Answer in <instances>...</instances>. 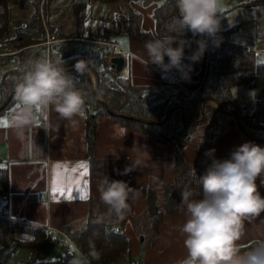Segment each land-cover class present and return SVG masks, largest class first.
Segmentation results:
<instances>
[{"label":"crops","instance_id":"1","mask_svg":"<svg viewBox=\"0 0 264 264\" xmlns=\"http://www.w3.org/2000/svg\"><path fill=\"white\" fill-rule=\"evenodd\" d=\"M244 1L241 0L234 5L236 3L234 1L220 0L221 31L236 26L227 39L257 57L264 58V7L243 6ZM129 6L141 14L142 30L153 32L154 5L144 6L136 1ZM236 6L247 9L245 12H251L248 17L251 20L248 22V35L252 36V40L260 42L262 49H255L247 42L250 39L243 38L242 35L236 37L237 41L231 40L233 33H243L239 31L241 24L239 22L232 24L230 22L232 20L229 19ZM118 7L116 5L117 12ZM51 39L52 37L47 38L46 50ZM0 48L1 53L9 51L8 46ZM192 50H194L192 44L191 49L186 47L185 56L191 55ZM111 56L125 58V67L119 76L130 79L133 86L141 91H153L152 93L171 97L170 104L178 103V98L187 92L179 81V78L182 79L179 72L177 75L173 71L163 73L157 66L148 65L144 46L125 36L117 38L112 53L105 57ZM184 63L190 62L185 60ZM192 68L190 80H182H195L199 70L198 64L192 65ZM153 101V98H149V103ZM210 103L213 102L208 101L205 106H212ZM179 106L181 105L178 104L176 107ZM241 106L245 108L244 105ZM17 112L18 106L13 103L0 113V167L5 168L8 175L10 218L24 225L37 227L49 235L52 231L64 233L67 229L79 230L90 219L110 224L114 228L118 227L129 237L131 246L129 260L123 257L116 264H176V261L185 257L183 237L178 231L185 220L182 211L164 214L154 243L149 244L146 239L150 229L143 190H153L157 205L161 208L163 187L171 185L174 180V157L166 144L153 142L149 134L121 127L103 117L96 129L93 158L103 161L104 166L100 174L92 175L86 142L85 116L77 117L70 123L60 119L58 114L49 109L46 113H36L34 122L24 125L19 120ZM165 116L166 114L163 117ZM222 121L226 124L224 130L211 142H207L204 130ZM198 125V129L191 135V140L195 144L181 148V154L191 170L196 168L202 155L199 147L215 149L214 154L224 160L243 143L253 142L241 133L235 119L231 117L221 119L212 116ZM134 146L141 150L133 149ZM144 151L147 154H142ZM137 160L140 163L131 172L125 173V169L130 167L131 163L135 164ZM80 165L84 167L80 168ZM106 176L112 180H123L135 190L128 201L130 209L122 219L109 215L107 206L100 200L98 187ZM260 179H257L258 190L264 196V186L260 185ZM139 225L141 226L138 229ZM246 228V235L240 241L242 247L253 244L257 239H264L262 234L264 215L255 218L251 223H246ZM16 237L20 240L30 238L28 234H17ZM72 245L74 252L81 256L79 250L73 243ZM133 256L138 262L131 263Z\"/></svg>","mask_w":264,"mask_h":264},{"label":"trees","instance_id":"2","mask_svg":"<svg viewBox=\"0 0 264 264\" xmlns=\"http://www.w3.org/2000/svg\"><path fill=\"white\" fill-rule=\"evenodd\" d=\"M17 1L0 0V42L2 46L7 45L9 50L0 55V106L13 91L14 78L22 74L27 60L40 57L55 59L61 56L65 61V67L73 66L68 71L76 76L77 86L84 92L85 132L92 175L100 174L104 166L103 161H97L93 158L96 129L103 117L119 124L121 127L147 133L153 142L166 144L174 157V180L171 185L163 187L161 208L157 205L155 192L150 189L143 190L146 199V214L149 220V244L154 243L163 215L175 214L180 211L178 204L180 203L182 189L190 185L193 190L200 191L196 185L195 174L197 176L202 175L211 163V159L205 156V152L209 149L199 147L202 155L198 159L194 174L182 156L181 148L195 144L191 140V135L198 129L199 125L188 126L183 124L177 111L166 121L157 125L139 123L123 116L157 122L165 113L180 104L184 109L187 121L193 122L198 119L200 101L206 97H211L222 108H229L237 113L244 129L259 141L264 142L263 99L258 98L255 107L251 111H247L238 103L232 93L233 88L239 86H247L254 91L264 92V64L256 65L251 74H234L231 72V67L234 65L235 57L241 50V46L231 43L227 36L232 33L233 29L237 28L236 26L218 33L221 41L219 47L209 41L207 51L202 60L197 63L199 70L196 73L195 80L184 81L178 77L187 92L178 98V103L170 104L171 97L156 92L152 93L153 91H141L134 87L130 79L120 77L118 72L105 65L104 57L112 53L117 38L121 36H125L142 46L149 39L165 35L175 36L177 39L182 38L180 15L175 6V0H87L89 3H115L119 6V11L115 15V19L111 21L110 26L103 27L102 30L93 33L91 30L85 31L89 19L85 3L71 4L74 28L71 32L65 33L63 24L53 25L49 22L48 7L52 0H40L35 5V11L26 25L22 28L18 27L19 30L16 31L15 37L6 40L8 35V6ZM41 1H44L41 6L42 17L39 11ZM136 1L144 6L154 5L152 10L153 32L142 30L141 14L129 6L130 3ZM242 5L264 7V0H250ZM170 28L175 30L170 31ZM48 37H52V39L48 45V50H46ZM183 38L193 41L192 45L195 50L197 48L195 40L202 37L199 35L193 37L190 31H186ZM79 61L86 62V65L98 74V95L113 114H108L96 98L90 75L85 71L82 75L75 71V64ZM165 61L167 62V58H165ZM205 67L207 68L206 73L204 72ZM173 72L177 75L176 70H173ZM149 98H153L154 101L149 103ZM13 103H15V97L7 108ZM212 116L221 119L231 117L218 113L215 108L205 106V120ZM225 127L226 124L222 121L216 126L206 128L204 130L205 140L211 142ZM214 156L216 159L222 160L215 154ZM7 190V170L0 167V191L8 192ZM196 198H199V196ZM64 232L91 264H116L120 258L129 257L131 240L118 227L114 228L110 224L90 219L83 228L74 231L67 229ZM17 234H28L30 238L20 240L16 237ZM51 240L52 237L49 234L44 233L37 227L0 218V243L15 244L32 253L41 243ZM251 245L242 247V249L247 250ZM93 247L99 254V259H95L89 254ZM20 264L41 263L29 259Z\"/></svg>","mask_w":264,"mask_h":264},{"label":"clouds","instance_id":"3","mask_svg":"<svg viewBox=\"0 0 264 264\" xmlns=\"http://www.w3.org/2000/svg\"><path fill=\"white\" fill-rule=\"evenodd\" d=\"M175 6L180 15L182 38L165 35L147 40L144 44L146 63L157 66L163 73L176 70L182 79L190 80L192 65L202 60L209 41L216 47L221 42L218 37L222 20L220 0H175ZM186 31L193 37H202L195 40L197 48L188 56H185V48L191 49L193 41L183 38ZM185 60L190 63L185 64ZM85 69L86 62L75 64L78 74L82 75ZM14 80L17 116L24 125L33 123L36 113H46L49 109L70 123L84 116V92L77 86L76 76L66 69L61 56L27 60L22 74ZM133 149L141 150L135 146ZM214 153L215 149L205 152L211 163L202 175L197 176L193 169L200 191L188 185L180 192L178 208L185 220L178 231L183 237L186 255L176 264H264V239H257L247 250L240 244L247 232L246 223L264 215V196L257 185V179L261 178L260 185L264 186V147L245 142L224 160L216 159ZM139 163V160L131 163L125 173ZM98 191L109 215L121 219L129 211L128 201L135 192L125 181L107 176L100 181ZM89 254L99 259L94 247ZM70 264L89 262L81 255Z\"/></svg>","mask_w":264,"mask_h":264},{"label":"rangeland","instance_id":"4","mask_svg":"<svg viewBox=\"0 0 264 264\" xmlns=\"http://www.w3.org/2000/svg\"><path fill=\"white\" fill-rule=\"evenodd\" d=\"M39 1L40 0H18L15 3L9 4L8 35L6 36V40L15 37L16 31L19 30L18 27L22 28L23 26L26 25L32 13L35 11V5L38 4ZM226 1L236 2L234 3V5H236L237 2H241V0H226ZM245 1L248 2L249 0H245ZM72 3L86 4V12L89 18L88 23L90 29L88 27V23L86 24V27H87V31L91 30L92 33L95 32L96 30H102L103 27H109L111 21L115 19V15L117 12L115 11L117 5L115 3L112 4H102L99 2L89 3L87 0H52V3H50V6L48 7L49 22L53 25L63 24L65 26V31H64L65 33H68L74 28L73 15L71 12ZM42 4H44V1L43 2L41 1L39 4V11L41 17H42V13H41ZM245 11H247V9H242L236 6L229 16V19L232 20L230 21L232 24H235V22H239L241 24L239 31L243 32L242 34L233 33L231 35V40L237 41L238 38L236 37H238V35L239 36L242 35L243 38L250 39L247 40V42L251 43L255 49L256 48L262 49L263 47L260 45V42L258 41L256 42V40H252V36L248 35V31H249L248 22H251L250 18L248 17L251 14V12H245ZM6 47L7 45L4 44V48ZM0 55L3 54H1L0 52ZM260 63L264 64L263 57H257V55H255L254 53L245 50L244 47H241V50L237 53V56L235 57V62L234 65L231 67V72L234 74H251V72L254 70L255 65ZM104 64L110 67V59L108 57H104ZM72 67L73 66L66 67V69L69 70ZM206 71L207 68L205 67L204 72L206 73ZM232 93L236 97L237 101H239L241 105H244L247 110H251V108L255 107L256 105L255 98L263 99L262 105L264 106V92H256L252 89H249L247 86H239L233 88ZM207 107L215 108L217 110L216 105L213 107L212 106H207ZM224 109L226 111L233 112L229 108H224ZM177 113L179 114L180 117V111H177ZM165 114L167 115L168 112ZM161 119H163V117ZM202 121L205 120H201L199 124H202ZM140 226L141 225L137 226L138 229ZM142 232H143L142 234L144 235L145 234L144 229ZM50 235L52 237V240L49 242L41 243L38 246V248L32 253L26 249L20 248L15 244L0 243L1 264H20V263H24L29 259L41 264H70L73 258L79 257L74 252L75 249L72 243L68 240L65 232L59 233L58 231H52ZM149 236L146 235L147 240L148 238H150ZM131 260H132L131 263L138 262V259L135 258L134 256L132 257Z\"/></svg>","mask_w":264,"mask_h":264},{"label":"water","instance_id":"5","mask_svg":"<svg viewBox=\"0 0 264 264\" xmlns=\"http://www.w3.org/2000/svg\"><path fill=\"white\" fill-rule=\"evenodd\" d=\"M125 58L123 56H114L110 59V67L113 68L116 72L121 73L125 67ZM86 68L90 69L94 75L95 78V95L96 98L98 99V101L104 106L106 112L108 114H113L111 112V110L109 109V107L107 106V104H105L102 99L99 97L98 95V91H97V85H98V74L96 73V71L94 69H92L91 67L86 65ZM71 69V68H70ZM68 70V69H67ZM15 97V93H14V89L11 92V94L9 95V97L6 99V101L0 106V113L3 112L7 106L10 104V102L12 101V99ZM208 101L213 102L216 105L217 111L220 114H226L231 116L232 118L235 119L236 124L238 129L241 131V133L246 136L247 138H249L250 140H252L253 142L263 145L264 146V142L259 141L258 139H256L255 137H253L252 135L248 134L247 131L244 129L242 122L239 119V116L237 115V113L235 112H231V111H226L224 108H222L219 103L211 97H206L204 99H202L199 103V110H200V117H198V119L196 121L190 122L187 121L186 117H185V112L182 106L179 107H175L173 109H171L168 114L163 117V119H161L160 121L154 122V121H149L146 119H141V118H136V117H127V116H123L124 118L139 122V123H143V124H147V125H157V124H161L164 121H166L174 112L176 111H180V118L183 124L188 125V126H195L197 124H199L201 122V120H205V103H207ZM1 264V262H0Z\"/></svg>","mask_w":264,"mask_h":264},{"label":"built area","instance_id":"6","mask_svg":"<svg viewBox=\"0 0 264 264\" xmlns=\"http://www.w3.org/2000/svg\"><path fill=\"white\" fill-rule=\"evenodd\" d=\"M2 46L0 42V47ZM116 53V50H114ZM114 56H111L109 59H111ZM16 103V101H15ZM9 195L8 192L0 191V218L6 219L8 221H14L12 218H10L9 215ZM18 222V221H16Z\"/></svg>","mask_w":264,"mask_h":264},{"label":"bare ground","instance_id":"7","mask_svg":"<svg viewBox=\"0 0 264 264\" xmlns=\"http://www.w3.org/2000/svg\"><path fill=\"white\" fill-rule=\"evenodd\" d=\"M85 72H86L87 74L90 75V77H91V79L93 80L94 85H95V79H94V75H93L92 71H91L90 69L86 68V69H85ZM210 104H211L212 106H215V104H213V103H210ZM262 147H264V146L262 145Z\"/></svg>","mask_w":264,"mask_h":264},{"label":"snow or ice","instance_id":"8","mask_svg":"<svg viewBox=\"0 0 264 264\" xmlns=\"http://www.w3.org/2000/svg\"><path fill=\"white\" fill-rule=\"evenodd\" d=\"M79 167H80V168H83V167H84V165H80ZM56 190L58 191V189H56Z\"/></svg>","mask_w":264,"mask_h":264}]
</instances>
